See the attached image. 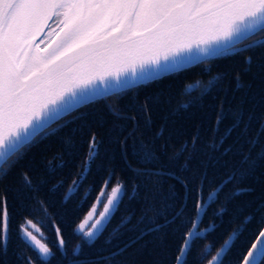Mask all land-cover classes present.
<instances>
[{
  "label": "snow or ice",
  "instance_id": "1",
  "mask_svg": "<svg viewBox=\"0 0 264 264\" xmlns=\"http://www.w3.org/2000/svg\"><path fill=\"white\" fill-rule=\"evenodd\" d=\"M257 48H264V0H0V179L7 176L11 167L22 158L23 150L37 139L75 125L72 135H79L87 143L88 153L82 165L83 174L77 173L63 198L67 202L87 181V174L92 173L90 162L99 156L102 142L92 131L93 121L89 119L88 112L82 109L87 110L100 100L107 102L114 99L118 102L130 91L187 71L191 66H207L208 62L216 59ZM192 53L199 55L197 63L186 59ZM245 60L248 65L251 64V56L245 57ZM223 75L221 73L219 77ZM239 78L237 73V82ZM219 82V78L207 84L196 80L184 88L189 94L193 89L199 90L195 99H203L205 95L213 94ZM189 106L185 103L178 108ZM107 107L109 112L125 122H138V113L151 112L148 103L137 106L135 101H130L123 109L112 104ZM228 115L222 107L216 113L211 143L205 145L211 148V152H201L196 147L199 141L197 132L191 137L190 147L185 141L169 158L170 163H175L187 152L185 163L180 166L183 172L188 170V161L201 153L204 158L197 160L191 169V176L181 177L172 171L137 170L140 179L145 173L148 176L142 199L137 183L132 185L133 195L125 181L119 180L113 185L110 177H115V172L111 168L106 169L107 175L103 178L99 194L73 228L79 242L72 248L71 255L62 228L54 217L47 215V205L43 201L36 203L45 215L36 219L23 217L16 228L18 237L26 248L38 250V258L47 261L55 253L34 233L45 237L42 228L51 223L57 237L56 247L65 264H80L82 259L87 264H99L102 257L83 255L85 245L90 249L94 247L127 196L129 204L135 199L142 208L140 217L128 229L138 233L135 239L171 229L176 249L173 264H187L192 246L206 238V230L200 224L211 203L227 184L238 182V174L246 175L255 167L251 151L259 141L255 136L248 135L251 125L237 111L232 115V123L221 133L220 124ZM145 123L146 126L151 123L150 115ZM54 124L55 128L52 127ZM240 124H244L245 128L237 131ZM160 135L162 133L156 134ZM259 135L264 136V121ZM127 139L118 141L125 159L128 154ZM70 146L74 147V143ZM245 146L248 151H244ZM260 146L264 149V144ZM133 151L138 163H159L153 150L143 142ZM259 156L264 159V151ZM245 164L247 168L243 167ZM64 165V161L55 165L50 161L47 170L54 173ZM209 169L212 171L211 179ZM153 175L174 178L181 185L183 195L170 190L163 197L162 206L158 207L156 201L161 196L160 181L152 182ZM217 180L219 184L205 198V182L211 185ZM61 186L62 182H58L52 190L58 191ZM89 187L94 185L89 184ZM32 191V181L27 173L22 174V185L11 193V199L9 189H0V251L5 250L11 240L12 223L20 211L19 204L30 199L28 193ZM243 191L246 189H236L229 196ZM168 201L172 202L171 205ZM176 203H180L184 211L177 212ZM101 204L102 210L98 211ZM225 211L226 208L221 206L213 213L220 223H223ZM148 212L152 216H148ZM134 215L133 211L121 217L114 227L113 238L123 234L120 229L131 224ZM160 218H163V223H157ZM142 223L145 224L143 229L140 227ZM260 224H264V219ZM241 225L223 240L206 264H223L222 258L248 230L247 223L241 221ZM211 227L214 230L218 224L211 223ZM158 239L163 241L162 236ZM132 242L134 240L129 241L128 246ZM239 254L242 261L237 260V264H261L264 259V229L259 230L246 254ZM199 255H210L207 245L201 248ZM24 264L34 262L25 258Z\"/></svg>",
  "mask_w": 264,
  "mask_h": 264
},
{
  "label": "trees",
  "instance_id": "2",
  "mask_svg": "<svg viewBox=\"0 0 264 264\" xmlns=\"http://www.w3.org/2000/svg\"><path fill=\"white\" fill-rule=\"evenodd\" d=\"M248 56H251L250 65L245 60ZM221 73L224 75L219 77ZM237 73L240 77L239 82L235 79ZM214 78L220 80L218 87L211 96L205 95L203 99H195L199 90L193 89L189 94L184 88L186 84L194 83L196 80H199L201 84H207ZM130 101H135L137 106L148 103L151 112L138 113V122H125L108 110V104L118 105L123 109ZM185 103L190 106L186 109L178 108V105ZM221 107L229 114L220 124L221 133L232 123V115L237 111H240L244 120L251 125L248 135L255 136L259 141L253 145L251 151L255 167L246 175L238 174V182L233 181L227 184L219 192L215 202L211 203L200 224L201 228L206 229V238L200 239L192 246L187 255V264H206L207 259L215 255L216 249L220 247L223 240L229 237L233 229L241 225V221H244L248 224V230L238 242H234L235 247L231 248L230 252L222 258L223 264H237V260H242V255L239 253H246L259 230L264 226L260 224L261 219H264V159H260L259 156L264 151L260 146L264 144V136L259 135L261 123L264 121V48H257L251 52L246 51L229 58L216 59L208 62L207 66L205 64L191 66L187 71L169 75L139 90L130 91L118 102L114 99H109L107 102L100 100L89 109H82L81 111L88 112L89 119L93 121L92 131L102 142L99 146V156L90 162L92 173L87 174V181L82 183L79 192L70 197L67 202H64L63 198L67 194L72 179L77 173L83 174L82 165L88 153L87 143L82 141L79 135H72L75 125L61 128L54 134L37 139L30 147H26L22 158L11 167L6 177L0 179V189H9L10 199L11 193L21 187L24 173L31 178L33 188V191L28 193L30 199H25L19 204L20 211L12 223L11 240L6 249L0 251V264H24L25 258H31L34 264H65L60 250L56 247L57 237L51 223L42 228L45 237L36 234L42 242H47L55 253L47 261L38 258L37 250L26 248L16 233L17 225L23 217L36 219L45 215L36 201H43L47 205V215L54 217L59 223L67 241L68 253L71 255L72 248L79 242L78 235L73 234V228L87 213L95 201V196L99 194L103 178L107 175L106 169L111 168L115 172V177H110L113 185L123 180L128 184V190L133 195L135 193L132 185L137 183L141 199L145 195L148 176L145 173L143 179H140L136 174L137 170H163L175 172L181 177L191 176V169L196 165L197 160L204 158L201 153H197L193 159L188 161V170L183 172L180 171V166L185 163L188 153L181 155L175 163H170L169 158L185 141H188L190 147L191 137L197 132L199 141L196 147L201 149V152H211V148H206L205 145L211 143L216 113ZM149 115L151 123L146 126L145 122ZM69 118L66 117V119ZM52 127L55 128L56 125ZM244 128L245 125L240 124L237 131ZM157 133H162V135L156 136ZM235 135L234 132L233 136ZM125 137H128L126 159L122 158V146L118 143ZM141 142L153 150L159 163L153 165L137 162L133 149ZM73 143L74 147L70 146ZM244 151H248L247 146ZM236 159L238 160L239 157ZM50 161L53 165L64 161L65 165L57 168L54 173H50L47 170ZM243 167L247 168L248 165L245 164ZM211 175L212 171L209 169V179ZM158 180L161 193L160 199L156 201L158 207L162 206L163 197L170 190L183 195L181 185L174 178L168 175L151 177L152 182ZM58 182H62V186L58 191H53L52 186ZM89 184H93L94 187L90 188ZM218 184L219 180L211 185L205 182L204 197L206 198ZM236 189H246V191L239 195L229 196V193ZM108 190L110 191V188ZM124 200L125 203L121 205L120 211L116 213L107 229L96 240L94 247L90 249L85 245L83 255L89 258L102 257L99 264H173L176 249L173 246L171 229H163L160 233L145 234L142 238L135 239L138 233L128 229H131L132 224H135L137 218L140 217L141 204L135 199L129 204L127 196ZM171 203L168 201L169 205ZM221 206L226 208L223 223H220L219 218L213 215ZM175 210L184 211L180 203H176ZM188 210H191V200L188 201ZM133 211L135 215L132 217V223L120 229L122 235L113 238L117 222L122 216ZM169 215L171 216L172 213ZM148 216H152V213L148 212ZM210 222L218 224V227L213 230ZM157 223H163V218L157 220ZM140 227L143 229L145 224L142 223ZM159 236L163 237V241L158 239ZM133 240L134 242L128 246L129 241ZM205 245L210 255L201 257L199 253ZM80 264H87V261L82 259ZM261 264H264V259L261 260Z\"/></svg>",
  "mask_w": 264,
  "mask_h": 264
},
{
  "label": "water",
  "instance_id": "3",
  "mask_svg": "<svg viewBox=\"0 0 264 264\" xmlns=\"http://www.w3.org/2000/svg\"><path fill=\"white\" fill-rule=\"evenodd\" d=\"M190 63H197L198 60L200 59L199 55L197 53H192L189 57L186 58ZM262 229H264V226L262 227ZM206 230V229H205ZM259 235V233L257 234ZM256 235V236H257ZM255 241V239H254ZM253 241V242H254ZM251 246V245H250ZM247 252V251H246ZM246 254V253H245ZM242 261V260H241Z\"/></svg>",
  "mask_w": 264,
  "mask_h": 264
},
{
  "label": "rangeland",
  "instance_id": "4",
  "mask_svg": "<svg viewBox=\"0 0 264 264\" xmlns=\"http://www.w3.org/2000/svg\"><path fill=\"white\" fill-rule=\"evenodd\" d=\"M106 199V198H105ZM99 210H102V204L101 205H98V211ZM98 214V213H97ZM31 230V229H30ZM34 234H37V233H34ZM38 251V250H37Z\"/></svg>",
  "mask_w": 264,
  "mask_h": 264
}]
</instances>
